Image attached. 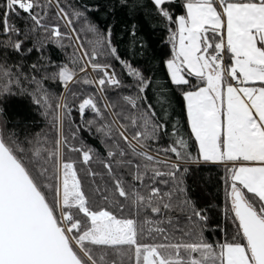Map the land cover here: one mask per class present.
I'll return each instance as SVG.
<instances>
[{
	"label": "snow or ice",
	"instance_id": "1",
	"mask_svg": "<svg viewBox=\"0 0 264 264\" xmlns=\"http://www.w3.org/2000/svg\"><path fill=\"white\" fill-rule=\"evenodd\" d=\"M101 7L0 0V264H264V0ZM117 10L163 31L159 69L137 23L122 50L97 19ZM204 169L218 204L188 182Z\"/></svg>",
	"mask_w": 264,
	"mask_h": 264
},
{
	"label": "trees",
	"instance_id": "2",
	"mask_svg": "<svg viewBox=\"0 0 264 264\" xmlns=\"http://www.w3.org/2000/svg\"><path fill=\"white\" fill-rule=\"evenodd\" d=\"M86 3L97 2L102 5L101 12L104 11L103 4L105 0H85ZM97 19L100 21L101 25H106L109 23H114V39L119 44L122 50L126 49L130 36L125 31L126 27H130L133 22L137 23V37L142 39L144 42V48H136V55L134 57V62L139 65H144L146 62L153 67V69H159V60L164 54L168 51L167 46L162 42L164 39V33L160 30L155 24H150V22L144 17L143 14L137 16L135 19L128 17L124 11L117 10L115 13V19L113 20L112 16H109L107 19H104L100 14H97ZM53 60H62L63 56L54 46L49 45V53ZM132 53L129 52V55ZM37 53L33 52L29 57V60H35ZM162 69L160 71H154V75L162 77ZM161 83H164L163 79L160 80ZM57 90H58V86ZM5 108L7 111V116L10 120L16 121L19 120L21 123H27L32 121H37L40 119L37 116L30 105V102L26 98H13L10 99L6 104ZM187 131V128L184 129ZM84 138L88 143L97 145L96 141L90 139L87 133H84ZM218 172L209 171L207 169L200 170L196 173H193L188 182L195 188L193 193L195 196L201 198V203H212L218 204L220 201L221 193L218 188ZM210 216H216V210L212 209L209 212ZM216 221L213 220L212 223Z\"/></svg>",
	"mask_w": 264,
	"mask_h": 264
}]
</instances>
